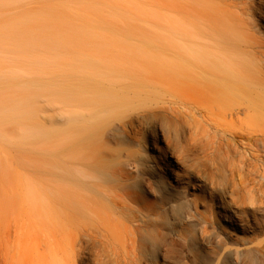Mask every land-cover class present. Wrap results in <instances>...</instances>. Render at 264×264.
Returning <instances> with one entry per match:
<instances>
[{
    "label": "bare ground",
    "instance_id": "obj_1",
    "mask_svg": "<svg viewBox=\"0 0 264 264\" xmlns=\"http://www.w3.org/2000/svg\"><path fill=\"white\" fill-rule=\"evenodd\" d=\"M49 1L34 9L32 0H0V264H162L169 209L199 220L197 232L175 228L186 245L197 244L194 231L204 241L198 184L170 166L183 152L155 148L149 157L140 136L173 122L158 102L173 80L198 88L204 79V119L221 121L222 150L238 155L235 169L218 163L210 182L222 180L233 207L264 210V0H155L153 18L141 21L158 33L121 38L106 11L126 13L133 2ZM36 143L43 156L27 162ZM141 175L157 201L145 203ZM239 211L229 224L251 230ZM252 243L240 250L222 240L205 264H264L263 244ZM172 260L204 264V252Z\"/></svg>",
    "mask_w": 264,
    "mask_h": 264
},
{
    "label": "rangeland",
    "instance_id": "obj_2",
    "mask_svg": "<svg viewBox=\"0 0 264 264\" xmlns=\"http://www.w3.org/2000/svg\"><path fill=\"white\" fill-rule=\"evenodd\" d=\"M40 1L41 0H32V7L34 9H39L40 4H42ZM50 1L52 2L53 0ZM100 1L102 3L108 2L113 5H122L125 4L127 0ZM128 1L133 2L135 7H131V10L129 9L126 13L114 9L106 11L109 16L112 15L116 18V20L113 21L112 27L118 31L120 38L125 36L126 32L129 30L136 32L143 30L147 31L149 35H156L158 33L157 28L141 21V18H145L149 21L153 18L155 8L151 7L155 5V0ZM156 1L159 4L162 0ZM178 1L190 3L195 0ZM91 4L101 6L99 2H92ZM159 11L164 12L161 9H159ZM50 26L49 23L45 25L47 32H50ZM131 40H136V38H131ZM61 45L62 44L57 47L60 48ZM47 75H43V77L46 78ZM33 78L35 77H30V79ZM53 79H55V77ZM193 85L195 84H191V82L189 83L186 80H173L168 85L166 92L158 100L160 105L171 109V113L169 114L173 122H171L170 125L161 124L157 126H146L140 130V136L142 140H144L146 146L143 150H145L144 153L149 157L155 156L158 152L155 148L164 151L175 147L183 152V162L178 165L171 164L170 166L178 172L188 174L191 180L198 184H195V190H190H192L197 197V201H199L197 208L204 218L203 241L198 237V233H196L197 223L199 222L197 218L195 220L193 219V223L197 226L188 224L178 218V212L169 209L168 213L165 215L164 222L161 223L162 229L160 231L161 236L159 237V252L162 256L161 259L158 260L162 264H171L173 258H183V255L191 257L194 253L202 255L203 252L205 264L207 260L206 257L214 259L217 254L220 253L219 248L222 240H228L230 243L236 242V245H231V247H229L230 249L236 246L240 250L249 248L250 244H247V242L251 238H253V246H257L258 248L261 247V244L264 246V210L253 211L252 208L246 209L240 207L237 209L233 207L229 193L221 187L222 180L218 181L220 179H217L213 183L210 182V178L216 175L218 163L219 166L223 163L228 170L230 168L235 169L238 155L236 154V150L223 152L221 147L223 146V140L220 139V133H218V129L221 128V121L217 117L213 120L206 119L205 121L204 119V79L201 82H197L196 85L199 86L198 88H195ZM49 99V90L44 89L35 102V106L38 108V119L40 121L42 119L41 115L45 114L46 110L49 108ZM151 140L154 141V147L151 145ZM234 142L235 141L231 140L230 144L235 146ZM263 142L264 139L258 141V146L260 148ZM43 146V143H36L33 145V148L28 149L25 154L27 162L34 158L40 160L43 156L41 151ZM33 149L38 150L35 151ZM260 156L264 158L262 149L260 150ZM17 169L19 168L17 167ZM129 169L135 173V168L129 166ZM19 170H21V168ZM164 175L165 177L168 176V178L165 179L167 183L170 181L169 184H172L171 180H169V174L164 173ZM140 179L141 186L144 189L143 195L145 203L157 201L161 193L156 189L152 180L147 175H141ZM247 206H251L250 203H247ZM234 210H240L239 212L250 220V224L252 225V228H250L251 230L247 229L241 231L229 224L227 218H229ZM179 225L185 226L189 231L192 229L196 231L193 230V234H196L198 239L197 244L191 246L186 245L185 241L177 236L175 228H178ZM258 242H260V244ZM167 251H169V253Z\"/></svg>",
    "mask_w": 264,
    "mask_h": 264
}]
</instances>
